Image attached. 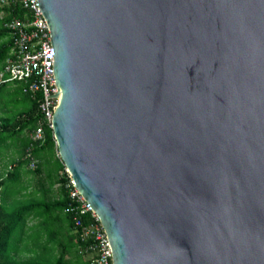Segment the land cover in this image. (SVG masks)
I'll return each mask as SVG.
<instances>
[{"label":"water","instance_id":"obj_1","mask_svg":"<svg viewBox=\"0 0 264 264\" xmlns=\"http://www.w3.org/2000/svg\"><path fill=\"white\" fill-rule=\"evenodd\" d=\"M36 1L112 264H264V0Z\"/></svg>","mask_w":264,"mask_h":264},{"label":"trees","instance_id":"obj_2","mask_svg":"<svg viewBox=\"0 0 264 264\" xmlns=\"http://www.w3.org/2000/svg\"><path fill=\"white\" fill-rule=\"evenodd\" d=\"M24 11L17 7L1 8L0 9V71L3 69L7 58L9 57L12 46V33L6 29L5 23L13 18H22ZM21 82H9L0 85V162H3L9 157H15L11 165L4 164L2 166V185L14 183V178L18 176V170L22 167L32 174H40L44 170L49 173V179L60 186V197L57 201L46 203L43 201H30L27 207L20 209L16 214H12L13 218L0 221V264H68L65 259L68 250L60 252L54 263L48 261H26L17 262L12 259L8 253V242L12 234L17 229H23L26 218L36 212L43 224L42 235L49 236V228L45 224L46 217L49 212L56 211L59 214H64V225L67 236L71 237L73 247L76 248L77 260L74 264H88L83 260L82 256H89V253L83 252L89 242L81 240V230L75 226L73 217L78 215L76 210H73L74 204L69 197V190L66 185L69 183V178L64 172V166L60 158L57 156L55 141L53 139L52 130L45 127L44 141L42 143L33 142L30 135L36 128L39 121L38 104L40 94H31ZM7 99L9 102L6 103ZM32 127V128H31ZM30 129V130H29ZM29 130L25 137H21V133ZM4 145V148H3ZM11 149V150H10ZM30 151L32 158L36 161L35 168L30 169V159L26 158V152ZM82 226H86L92 222L89 216H78ZM63 226H58L57 236L62 237ZM62 232V234L60 233ZM65 237V235H64ZM78 249V251H77Z\"/></svg>","mask_w":264,"mask_h":264},{"label":"built area","instance_id":"obj_3","mask_svg":"<svg viewBox=\"0 0 264 264\" xmlns=\"http://www.w3.org/2000/svg\"><path fill=\"white\" fill-rule=\"evenodd\" d=\"M6 7L20 8L24 14L22 18L13 17L4 24L12 33L13 46L0 71V85L21 82L29 93L40 94L38 104L40 117L30 137L33 142L42 143L45 127L52 130V117L58 103V99L50 98L56 96L58 90L52 74L53 49L50 45L49 31L38 10L36 0H0V9ZM57 156L59 157L58 153ZM26 158L30 159L29 168L34 169L36 161L29 150L26 152ZM64 172L69 178L66 188L74 204L72 209L78 213L73 217L75 226L81 230V240L89 242L88 246L83 248V252L89 253L88 264H112L106 234L98 217L81 195H77V190L72 185L73 180L65 167ZM78 216H89L92 222L82 226Z\"/></svg>","mask_w":264,"mask_h":264},{"label":"crops","instance_id":"obj_4","mask_svg":"<svg viewBox=\"0 0 264 264\" xmlns=\"http://www.w3.org/2000/svg\"><path fill=\"white\" fill-rule=\"evenodd\" d=\"M1 165L3 166L4 162L3 164L0 162V181L3 177ZM14 178L16 180L14 183L2 185L0 188V221L7 218L12 220V214H16L20 209L27 207L30 202L23 203L24 197H32L36 201L45 200L46 203H52L57 201L61 195L59 184L49 179V173L45 170L36 175L30 173L26 167H22L18 170V176H14ZM63 219L64 214H59L56 211L49 212L45 219L47 222L45 224L49 228V236H37L38 232L34 233L36 232L35 229H39L43 221L34 212L26 218L22 232L16 230L9 239L7 249L9 255L17 262L39 260L54 263L61 251L68 250L65 259L68 264H74L77 257L76 248H72L71 237L67 234L65 237L57 236L58 226H64L61 225L64 223ZM82 257L84 261H87L89 256Z\"/></svg>","mask_w":264,"mask_h":264},{"label":"rangeland","instance_id":"obj_5","mask_svg":"<svg viewBox=\"0 0 264 264\" xmlns=\"http://www.w3.org/2000/svg\"><path fill=\"white\" fill-rule=\"evenodd\" d=\"M9 102V99H7V101H6V103H8ZM32 128V127H31ZM30 130V129H29ZM29 130H25L23 133H21V137H25L27 134H28V132H29ZM3 148H4V145H3ZM14 159H15V157H9L7 160H5L4 161V164H6L7 163V165H11V163L14 161ZM25 201L23 202V203H28V202H30V201H36L34 198H32V197H24L23 198ZM22 199V200H23ZM21 200V201H22ZM63 228L65 229L64 231H63V234L65 235V233H67V231H66V228L63 226ZM19 231V229H17V232ZM35 231L36 232H34V233H37V236H41L42 235V228H39V229H35ZM61 234H62V232H60ZM64 235L62 236V237H64ZM58 237H60V235H58Z\"/></svg>","mask_w":264,"mask_h":264}]
</instances>
